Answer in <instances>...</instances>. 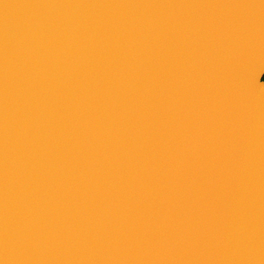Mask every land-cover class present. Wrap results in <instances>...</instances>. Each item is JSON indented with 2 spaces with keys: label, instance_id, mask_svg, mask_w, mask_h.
I'll use <instances>...</instances> for the list:
<instances>
[{
  "label": "water",
  "instance_id": "obj_1",
  "mask_svg": "<svg viewBox=\"0 0 264 264\" xmlns=\"http://www.w3.org/2000/svg\"><path fill=\"white\" fill-rule=\"evenodd\" d=\"M0 264H264V0H0Z\"/></svg>",
  "mask_w": 264,
  "mask_h": 264
}]
</instances>
